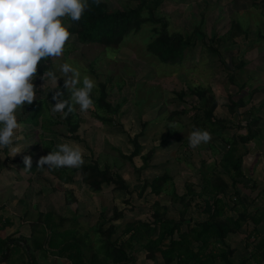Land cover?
I'll list each match as a JSON object with an SVG mask.
<instances>
[{
	"label": "rangeland",
	"instance_id": "1",
	"mask_svg": "<svg viewBox=\"0 0 264 264\" xmlns=\"http://www.w3.org/2000/svg\"><path fill=\"white\" fill-rule=\"evenodd\" d=\"M103 1L108 9L127 5L122 0ZM251 2L162 0L157 14L168 22L167 30L189 34L193 42L179 64L162 63L146 51V43L154 36L149 23L136 33L125 36L117 50L97 44L81 45L72 36L66 42L63 55L58 59L52 58L48 69L58 77V85L50 83L47 77H37L33 81L37 88L33 105L40 104L42 117L35 118L36 125L19 122L23 125L20 133L23 140L14 146L21 153L12 157L9 148L0 149V222L4 218L10 220L9 224L3 222L5 226L0 228V237L18 238L23 235L28 238L27 222L33 220L38 212L50 211L55 216L74 217L78 233L84 241L96 247L100 238L95 231L97 223L103 219L102 227L107 226L112 206L121 211L122 217L109 222L120 227L126 221L149 219V204L154 200L166 206L168 216L176 218L181 205L171 200L166 190L172 187L176 194H181L184 185L188 184L197 191L202 176L209 170L217 171L228 180L214 165L219 158L218 152L227 148L225 140L233 132L244 133L243 128L237 127V122L249 118L246 113L250 111L247 110L253 111L251 117H259L258 123L259 120L264 123V37L260 36L264 34V6L251 5ZM232 21H236L244 31L230 41L228 29ZM213 35L219 39L218 42L211 40ZM208 45L215 47L220 56L209 51ZM231 60L244 63L237 68L230 64ZM64 62L78 67L82 76L89 75L96 81L92 98L98 95L100 84H103L105 100L111 106H117L116 111L103 114L109 121L101 123L93 117L94 110L81 113L79 105H74L76 110L73 113L80 118L78 128L72 134L78 137L77 140L60 122L63 113L52 114V96L64 86L66 79L59 71L60 64ZM229 74H232V81H229ZM196 86L211 90L217 102L213 114L215 118L223 119L226 128L221 131L222 138L218 133L210 132L212 140L193 150L189 147L188 135L192 131L195 113L201 112L194 111L198 100L189 94L177 99L174 92H186ZM66 92L70 97L67 89ZM230 99L239 103L233 113L227 108ZM28 106L25 104L17 117L25 115L29 111ZM173 110L177 112L172 113ZM135 135L140 145L139 153L130 160L122 158L120 152L128 154L132 150L130 140ZM72 141L85 149L84 161L96 158L100 166L107 164L110 170L125 179L132 191L127 194L109 186L93 192L78 179L60 181L46 170V165L45 169L37 168L43 152L53 151L59 143ZM237 148L245 153L242 169L247 179L239 178L244 186L237 184L235 189L255 202L256 197L253 196L258 188L250 185L257 174L264 176V128L259 127V133L252 140L238 144ZM148 150L152 154L145 163L141 155ZM25 155H31L32 162L36 164L35 171L24 172V167L17 163L16 158L21 156L23 160ZM201 161H204L203 167ZM163 173L170 176L164 184L165 191L153 196L146 189L137 197L143 179ZM65 190L73 193L74 203L64 202ZM208 206L204 196L194 197L184 217L199 220L206 215ZM71 225L70 221H65L59 228H70ZM136 248L132 253L135 264H139L140 259L144 264L143 252L139 246ZM32 254L35 264H68L66 258L46 252L42 254L38 249L32 248ZM26 258L18 249L11 251L8 259L0 264H24L28 260Z\"/></svg>",
	"mask_w": 264,
	"mask_h": 264
},
{
	"label": "trees",
	"instance_id": "2",
	"mask_svg": "<svg viewBox=\"0 0 264 264\" xmlns=\"http://www.w3.org/2000/svg\"><path fill=\"white\" fill-rule=\"evenodd\" d=\"M122 1L126 2L127 5L108 9L103 0L98 6L93 0H88L89 8L84 12L80 21L73 22L70 19H65V24L71 25L68 30L76 42L81 45L97 44L104 48L117 50L125 36L136 33L144 24L149 23L152 26L154 36L146 43V51L162 63L179 64L182 62L185 58V50L190 48L193 42L189 34L185 35L167 30L168 22L157 14L158 6L162 0ZM251 5L263 7L264 0H252ZM228 30L230 41L244 31L236 21L231 22ZM260 36L264 37V34H260ZM211 40L219 41L214 35ZM207 47L209 51L220 56L215 47L210 45ZM52 60V58L44 59L38 64L37 77H43L48 72ZM243 63L244 61L241 60L236 63L230 61V64L237 68H240ZM228 66L227 68L230 69ZM228 78L229 81H232V74H229ZM59 91L63 92V99L70 98L64 86H61ZM185 94L197 98L198 104L194 107V111H201L199 114L195 113L192 119V130L194 128L204 130L205 128L211 133H218L219 137L222 138L221 131L226 126L223 119L215 118L213 114L217 102L211 90L207 87L196 86L188 88L186 92L184 90L174 92L177 99H182ZM105 96V87L100 84L98 95L93 97L95 110L92 115L94 114L93 117L101 123L109 121L104 117V113L117 110V106H111L105 100ZM238 105L237 101L230 99L227 108L233 113ZM39 106L40 104L28 106L27 110L29 111L25 115L17 117L18 122L36 125L35 118L41 116ZM247 111H250L246 113L249 118L237 122V127L243 128L244 133L233 132L230 138L225 140L227 148L218 152L219 158L214 164L227 176L228 180H225L217 171L209 170L202 176L197 191L191 187L192 185L186 184L184 185V192L181 194H176L172 187L166 190L164 184L170 179L168 174L163 173L151 179L142 180L140 189L136 194L137 197L141 196L146 189L153 196L166 190L170 199L176 200L181 205L176 212V218L168 216L166 206L154 200L149 204L151 208L149 219L126 221L120 227V225L109 222L122 217L121 211L112 206L111 218L106 220L108 221L107 226L102 227L103 219L97 223L95 231L100 237L99 244L92 247L78 233L74 217L55 216L50 211L38 212L33 220L27 222L28 238L23 235L18 238H12L8 235L4 238L0 237V262L7 260L11 251L20 249L28 259L24 264H35L32 254V248H34L40 250L42 254L46 252L66 258L68 264H135V256L132 253L136 252V247L139 246L143 252L144 264H151L153 261H159L162 264L173 261L175 264H215V261H219L221 264H232L228 257L232 254L233 249L225 244L226 235L238 233L242 222L246 220L250 219L253 224L256 223L255 214L246 212V208L253 201L247 200L235 189L237 184L244 186L239 178L247 179V175L242 169L245 153L238 150V144L248 143L259 133L257 126L259 117L257 115L251 117L253 111L251 112V109ZM175 112L177 111H172V113ZM42 115L46 114L42 112ZM74 118L77 121L73 122ZM60 122L65 125L71 137L77 140L78 137L72 134L78 128L79 116L70 113L66 119L62 117ZM130 143L132 144L130 153L122 154L120 152V156L127 160H130L140 151L137 135L131 138ZM53 148L55 150V147ZM49 152V150L43 152L42 156ZM151 154V150H148L141 155L145 163ZM16 161L24 167L21 156H18ZM203 165L204 161H201V166L203 167ZM35 170L36 164L32 162L30 171ZM51 175L65 182L78 179L93 192L109 186L113 190L124 191L127 194L132 191L119 173L110 170L107 164L100 166L96 158L84 161L81 168H60L52 171ZM250 187H255L254 181H251ZM229 188L231 192L228 193ZM63 192L66 204L75 202V197L71 191L65 190ZM186 196L188 197L186 198ZM201 196L208 200L209 206L206 209V215L199 220H192L190 217L185 218L184 214L190 200ZM65 221H70L71 227L59 228ZM3 222L9 224L10 220L4 218ZM3 222H0V228L5 226ZM37 231L40 232V236ZM260 250L262 251L259 253ZM257 257L260 259L264 257V246H262L261 240L255 242L250 253L237 264H251L250 261H257Z\"/></svg>",
	"mask_w": 264,
	"mask_h": 264
},
{
	"label": "clouds",
	"instance_id": "3",
	"mask_svg": "<svg viewBox=\"0 0 264 264\" xmlns=\"http://www.w3.org/2000/svg\"><path fill=\"white\" fill-rule=\"evenodd\" d=\"M98 6L101 0H93ZM88 0H0V149L9 148L12 157L21 153L14 146L23 140L20 135L23 125L18 122L17 114L23 111L25 104L36 100L37 88L33 81L37 78L38 64L44 59L60 58L66 42L72 37L68 30L71 25L63 19L73 22L81 20L88 10ZM59 71L64 80V88L70 92L69 99H63V92L52 96V114L63 113L67 118L79 105L81 113L95 110L92 92L96 81L89 75L81 74L78 67L68 62L60 64ZM48 78L58 85V77L48 71L41 79ZM67 109V111H65ZM212 140V134L200 128H194L188 135L189 147L193 150ZM85 149L72 142L56 145L55 150L41 156L37 168L51 173L60 168H81L84 164ZM23 171L32 166L31 155L23 156Z\"/></svg>",
	"mask_w": 264,
	"mask_h": 264
},
{
	"label": "crops",
	"instance_id": "4",
	"mask_svg": "<svg viewBox=\"0 0 264 264\" xmlns=\"http://www.w3.org/2000/svg\"><path fill=\"white\" fill-rule=\"evenodd\" d=\"M258 127H263L264 123L259 120ZM253 178V177H252ZM255 183L256 192L253 197H256V201L253 202L250 206L246 208V212L250 214H255L256 223L253 224L252 221L246 220L242 222L240 230L238 233H229L226 235L224 242L230 248L233 249L232 254L228 257V260L232 264H237L243 257L247 256L255 242L261 240L262 246H264V176H259L258 174L253 180ZM247 200L249 198L244 195ZM252 197V198H253ZM262 250L259 251V253ZM257 261H250L251 264H264V257H257ZM139 264H141L142 260H139ZM129 264V263H128ZM153 264H162L159 261L154 262ZM168 264H175L174 261ZM215 264H221L219 261H215Z\"/></svg>",
	"mask_w": 264,
	"mask_h": 264
}]
</instances>
